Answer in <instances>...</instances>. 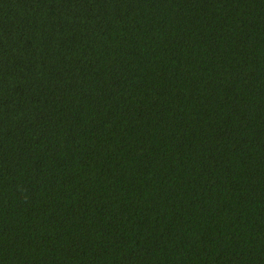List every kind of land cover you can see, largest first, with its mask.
<instances>
[{"label":"trees","instance_id":"16d2710c","mask_svg":"<svg viewBox=\"0 0 264 264\" xmlns=\"http://www.w3.org/2000/svg\"><path fill=\"white\" fill-rule=\"evenodd\" d=\"M0 264H264V0H0Z\"/></svg>","mask_w":264,"mask_h":264}]
</instances>
